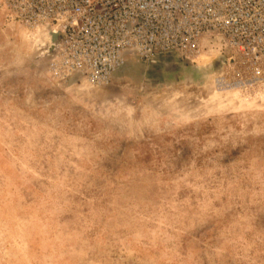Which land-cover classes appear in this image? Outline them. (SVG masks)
I'll return each mask as SVG.
<instances>
[{"label":"rangeland","instance_id":"rangeland-1","mask_svg":"<svg viewBox=\"0 0 264 264\" xmlns=\"http://www.w3.org/2000/svg\"><path fill=\"white\" fill-rule=\"evenodd\" d=\"M44 39L0 8V264H264V87L216 49L92 86Z\"/></svg>","mask_w":264,"mask_h":264},{"label":"built area","instance_id":"built-area-1","mask_svg":"<svg viewBox=\"0 0 264 264\" xmlns=\"http://www.w3.org/2000/svg\"><path fill=\"white\" fill-rule=\"evenodd\" d=\"M0 8L33 38L44 36L54 77L101 86L133 57L198 66L216 49L220 84L264 87V0H0Z\"/></svg>","mask_w":264,"mask_h":264}]
</instances>
